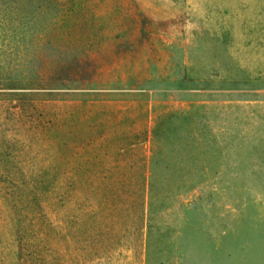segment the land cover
Listing matches in <instances>:
<instances>
[{
	"label": "rangeland",
	"instance_id": "rangeland-1",
	"mask_svg": "<svg viewBox=\"0 0 264 264\" xmlns=\"http://www.w3.org/2000/svg\"><path fill=\"white\" fill-rule=\"evenodd\" d=\"M0 264H264V0H0Z\"/></svg>",
	"mask_w": 264,
	"mask_h": 264
}]
</instances>
